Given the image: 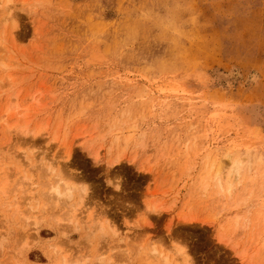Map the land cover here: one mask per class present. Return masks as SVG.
<instances>
[{
	"label": "rangeland",
	"instance_id": "1",
	"mask_svg": "<svg viewBox=\"0 0 264 264\" xmlns=\"http://www.w3.org/2000/svg\"><path fill=\"white\" fill-rule=\"evenodd\" d=\"M165 263L264 264V0H0V264Z\"/></svg>",
	"mask_w": 264,
	"mask_h": 264
},
{
	"label": "bare ground",
	"instance_id": "2",
	"mask_svg": "<svg viewBox=\"0 0 264 264\" xmlns=\"http://www.w3.org/2000/svg\"><path fill=\"white\" fill-rule=\"evenodd\" d=\"M235 168V167H234ZM236 173H237V171H236ZM68 189V188H67ZM54 190H55V192H57V194L59 195V193H58V191L56 190V189H53V193H54ZM65 192H66V190H65ZM68 193V192H67ZM67 193H65V194H67ZM56 194V193H55ZM61 194V193H60ZM166 264V263H165Z\"/></svg>",
	"mask_w": 264,
	"mask_h": 264
}]
</instances>
